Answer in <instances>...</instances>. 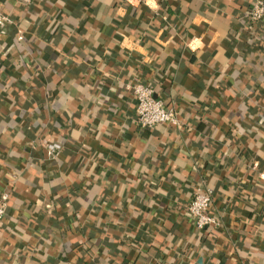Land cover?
Instances as JSON below:
<instances>
[{
  "label": "crops",
  "instance_id": "0c3cea01",
  "mask_svg": "<svg viewBox=\"0 0 264 264\" xmlns=\"http://www.w3.org/2000/svg\"><path fill=\"white\" fill-rule=\"evenodd\" d=\"M252 1L1 3L0 264H264ZM133 81L154 83L182 124L137 128ZM197 187L212 193L211 232L185 217Z\"/></svg>",
  "mask_w": 264,
  "mask_h": 264
},
{
  "label": "built area",
  "instance_id": "2783aa9c",
  "mask_svg": "<svg viewBox=\"0 0 264 264\" xmlns=\"http://www.w3.org/2000/svg\"><path fill=\"white\" fill-rule=\"evenodd\" d=\"M0 0V34L6 30V26L12 22L1 10ZM264 19V1H252L249 8L243 15V25L258 24ZM18 33L17 41L22 40ZM125 90L132 96L135 102V120L137 128L141 130H152L158 126L169 125L179 127L182 123L179 113L172 107L155 97L153 90L145 84L133 81L125 86ZM61 150L59 143L46 145V153L49 160H55ZM8 202V194L0 193V223L5 216V209ZM212 205V193L207 189L197 187L194 189L193 197L185 208V216L192 221L197 231H212L219 227V221L210 214Z\"/></svg>",
  "mask_w": 264,
  "mask_h": 264
},
{
  "label": "trees",
  "instance_id": "16d2710c",
  "mask_svg": "<svg viewBox=\"0 0 264 264\" xmlns=\"http://www.w3.org/2000/svg\"><path fill=\"white\" fill-rule=\"evenodd\" d=\"M250 30H252V31H254L255 30V28H256V24H250L249 25V27H248ZM257 38V37H256ZM255 40V36H250L249 38H248V40H247V42L248 43H250V42H255L254 41ZM23 41V38H22V40L20 41V42H22ZM147 86L148 87H150L152 90H153V92H154V94H156V86H155V84L154 83H147ZM5 92H9V89H8V87H5ZM176 110V109H175ZM177 111V110H176ZM194 192V191H193ZM192 197H193V193L191 194V197H190V200L192 199ZM186 208V207H185ZM186 217V216H185ZM192 222V221H191ZM193 224V223H192ZM199 232H206V231H199ZM131 246L133 247V248H135L134 247V245H132L131 244ZM136 249V248H135Z\"/></svg>",
  "mask_w": 264,
  "mask_h": 264
},
{
  "label": "clouds",
  "instance_id": "9594fccd",
  "mask_svg": "<svg viewBox=\"0 0 264 264\" xmlns=\"http://www.w3.org/2000/svg\"><path fill=\"white\" fill-rule=\"evenodd\" d=\"M150 3H152V6L155 7V4L153 2V0H149Z\"/></svg>",
  "mask_w": 264,
  "mask_h": 264
},
{
  "label": "water",
  "instance_id": "95a60500",
  "mask_svg": "<svg viewBox=\"0 0 264 264\" xmlns=\"http://www.w3.org/2000/svg\"><path fill=\"white\" fill-rule=\"evenodd\" d=\"M200 263V262H199Z\"/></svg>",
  "mask_w": 264,
  "mask_h": 264
}]
</instances>
